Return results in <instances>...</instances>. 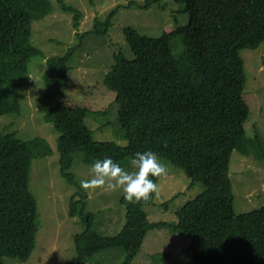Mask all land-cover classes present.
I'll list each match as a JSON object with an SVG mask.
<instances>
[{
  "label": "trees",
  "instance_id": "1",
  "mask_svg": "<svg viewBox=\"0 0 264 264\" xmlns=\"http://www.w3.org/2000/svg\"><path fill=\"white\" fill-rule=\"evenodd\" d=\"M172 1L189 16L187 24L158 36L125 28L128 48L113 53L102 78L115 96L95 114L115 111L125 146L95 141L82 114L65 101L50 106L63 96L68 63L80 42L65 55L46 60L41 111L57 133L60 172L72 186L76 182L69 171L75 153L84 154L89 165L111 157L122 166L136 151L147 149L183 171L187 189L200 185L203 191L175 211L174 221L159 223L151 222L144 211L156 193L141 202L122 195L124 224L118 234L108 237L93 230L95 216L85 213L87 193L77 189L69 199V216L79 217L84 229L74 237L77 256L69 264H104L96 254L115 248L122 251L120 264H133L146 235L154 230L179 234L188 242L186 264H264V206L236 212L229 175L234 143L244 136L251 113L243 96L246 78L240 53L264 43V0ZM162 2L153 1L159 9ZM57 4L71 13L79 38L108 36L118 11L133 6L129 2L104 17L94 15L92 29L80 34L82 13L62 0ZM89 4L94 5L93 0ZM51 12L50 0H0V118L19 113V82L10 75L22 76L30 59L42 56L31 42L32 24ZM51 154L43 138L22 141L14 133H0V264L6 259L25 262L35 247L37 207L29 192V171L34 159ZM252 158L264 162L258 134ZM152 179L158 184L159 177ZM183 252L160 260L176 264L174 258Z\"/></svg>",
  "mask_w": 264,
  "mask_h": 264
},
{
  "label": "rangeland",
  "instance_id": "2",
  "mask_svg": "<svg viewBox=\"0 0 264 264\" xmlns=\"http://www.w3.org/2000/svg\"><path fill=\"white\" fill-rule=\"evenodd\" d=\"M50 1L52 12L32 24L31 42L42 56L32 57L27 73L22 76L10 75L19 82V113L0 118V133H14L22 141L43 138L52 149L50 156L34 159L29 171V192L37 207L35 247L27 261L6 259V264H69L77 256L74 237L82 234L84 225L79 217L69 216V199L77 189L87 193L85 213L95 216L93 230L96 233L113 237L124 224L121 190H109L106 186L93 190L80 187L82 179L91 178L90 165L85 163L84 154L75 153L71 157L69 172L74 176L76 186L70 185L60 172L57 133L51 124L45 122L41 111L46 60L65 55L80 42L81 46L68 63L63 96L52 101L50 106L60 99L65 101L82 114L95 141H113L125 146L124 132L115 111L95 114V111L103 110L114 100V93L103 86L102 78L112 64L113 53L127 47L124 29L132 28L142 34L158 36L186 25L189 19L187 14L179 12L181 5L172 0H163V9H159L154 0H93L94 5H90L89 0H62L65 5L82 13L84 20L78 29L80 34L92 29L94 15L104 17L116 6L126 7L133 2L130 8L118 11L108 36L87 35L79 38L72 26L71 13L63 11L57 0ZM240 55L246 78L243 96L251 113L244 136L234 143L229 175L235 211L249 212L264 206V162L252 158V143L256 134L264 144V43L256 50H243ZM161 160L167 164V174L159 177L154 202L144 208L148 219L155 223L174 221L175 211L203 191L200 185L187 189L189 180L183 171ZM129 161L124 160L122 167L128 168ZM176 195L178 197L170 201ZM187 245L188 242L179 234L174 235L166 230L151 231L146 235L133 264H164L160 259L165 255L176 257L183 251L174 261L177 260L176 264H186L190 257L185 251ZM95 258L104 264H120L123 255L121 249L115 248L100 252Z\"/></svg>",
  "mask_w": 264,
  "mask_h": 264
},
{
  "label": "clouds",
  "instance_id": "3",
  "mask_svg": "<svg viewBox=\"0 0 264 264\" xmlns=\"http://www.w3.org/2000/svg\"><path fill=\"white\" fill-rule=\"evenodd\" d=\"M167 164L151 150L136 151L130 158L129 167H122L111 157L95 159L90 165L91 178L82 179L80 187L93 190L105 187L121 190L123 198L130 202L147 201L158 191L152 179L166 175Z\"/></svg>",
  "mask_w": 264,
  "mask_h": 264
}]
</instances>
